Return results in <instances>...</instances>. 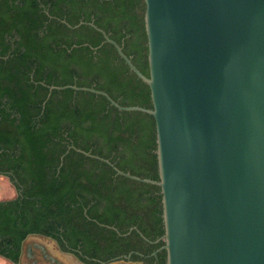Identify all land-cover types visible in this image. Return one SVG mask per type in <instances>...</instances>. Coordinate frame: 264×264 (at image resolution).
I'll return each mask as SVG.
<instances>
[{"label":"trees","instance_id":"obj_1","mask_svg":"<svg viewBox=\"0 0 264 264\" xmlns=\"http://www.w3.org/2000/svg\"><path fill=\"white\" fill-rule=\"evenodd\" d=\"M89 21L148 75L142 0H0V172L17 189L0 199V254L18 261L24 239L41 233L93 263L132 253L166 264L159 185L78 149L158 179L151 113L51 89L93 86L150 107L148 83Z\"/></svg>","mask_w":264,"mask_h":264},{"label":"water","instance_id":"obj_2","mask_svg":"<svg viewBox=\"0 0 264 264\" xmlns=\"http://www.w3.org/2000/svg\"><path fill=\"white\" fill-rule=\"evenodd\" d=\"M142 5L148 75L118 41L89 23L148 83L150 107L123 105L93 86L51 89L91 90L121 109L151 113L158 179L78 149L121 174L159 185L166 264H264V0ZM26 241L25 253L57 243L41 233Z\"/></svg>","mask_w":264,"mask_h":264},{"label":"flooded vegetation","instance_id":"obj_3","mask_svg":"<svg viewBox=\"0 0 264 264\" xmlns=\"http://www.w3.org/2000/svg\"><path fill=\"white\" fill-rule=\"evenodd\" d=\"M0 174L7 175L11 180L8 174L2 172H0ZM44 235L46 236V234ZM26 240L27 237L22 243V248L23 244L24 246L26 245ZM32 243L33 241L30 242V244ZM22 248L18 261H14L2 254L0 255L12 261V264H35L34 260L32 259L33 257H37L40 261V264H113L114 261H118L117 264H140L141 261L143 264H145L144 259H135L132 257H130V259L125 258V256L128 254H124L121 257L111 259L109 261L100 259V263H93L88 259H98L97 257L86 254L79 247L65 248L58 240L57 243L47 246V250H38V252H35L33 248H28V251L25 253V250L22 251Z\"/></svg>","mask_w":264,"mask_h":264},{"label":"rangeland","instance_id":"obj_4","mask_svg":"<svg viewBox=\"0 0 264 264\" xmlns=\"http://www.w3.org/2000/svg\"><path fill=\"white\" fill-rule=\"evenodd\" d=\"M17 195V189L7 175L0 174V199L11 198ZM0 255V264H12Z\"/></svg>","mask_w":264,"mask_h":264},{"label":"crops","instance_id":"obj_5","mask_svg":"<svg viewBox=\"0 0 264 264\" xmlns=\"http://www.w3.org/2000/svg\"><path fill=\"white\" fill-rule=\"evenodd\" d=\"M12 198V197H11ZM7 262H9V263H12V261H10L9 259H5Z\"/></svg>","mask_w":264,"mask_h":264}]
</instances>
